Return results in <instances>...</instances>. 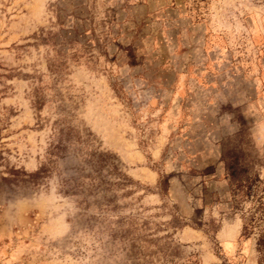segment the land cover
Wrapping results in <instances>:
<instances>
[{"label":"rangeland","instance_id":"rangeland-1","mask_svg":"<svg viewBox=\"0 0 264 264\" xmlns=\"http://www.w3.org/2000/svg\"><path fill=\"white\" fill-rule=\"evenodd\" d=\"M261 191L264 0H0V264H256Z\"/></svg>","mask_w":264,"mask_h":264},{"label":"trees","instance_id":"trees-1","mask_svg":"<svg viewBox=\"0 0 264 264\" xmlns=\"http://www.w3.org/2000/svg\"><path fill=\"white\" fill-rule=\"evenodd\" d=\"M263 184V180L254 178L246 184H238L232 191L231 197L235 199L232 208L236 211L239 207L240 200H236L241 194L251 192V188L257 189ZM246 189V191H245ZM254 198L253 205L247 211L241 213V233L240 238L252 239L256 252V264H264V194Z\"/></svg>","mask_w":264,"mask_h":264}]
</instances>
